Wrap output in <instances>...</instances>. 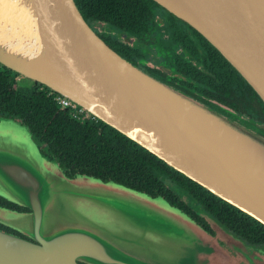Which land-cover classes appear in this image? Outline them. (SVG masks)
I'll return each instance as SVG.
<instances>
[{
	"label": "water",
	"instance_id": "water-1",
	"mask_svg": "<svg viewBox=\"0 0 264 264\" xmlns=\"http://www.w3.org/2000/svg\"><path fill=\"white\" fill-rule=\"evenodd\" d=\"M151 1L198 33L264 105V0ZM0 66L264 226V126L253 132L148 76L73 0H0ZM0 197L26 209L0 205L11 230L0 229V264H264L263 249L203 213L212 235L159 196L67 176L11 118H0Z\"/></svg>",
	"mask_w": 264,
	"mask_h": 264
},
{
	"label": "trees",
	"instance_id": "trees-1",
	"mask_svg": "<svg viewBox=\"0 0 264 264\" xmlns=\"http://www.w3.org/2000/svg\"><path fill=\"white\" fill-rule=\"evenodd\" d=\"M73 1L88 25L104 22L116 29L133 22L142 6V0ZM220 58L233 75L221 83L225 92L220 102L237 114L238 118L241 117L239 119L246 122L255 119L264 123V105L260 99L235 70ZM18 80V75L0 66V118H11L26 126L32 141L41 152L54 157L67 176L82 174L103 182H117L151 197L159 196L188 216L190 211L170 193L161 180L160 176L164 175L175 182L179 192H184L193 200L199 212L210 217L224 231L246 245L264 250V226L170 169L114 129L96 120L72 119L69 110L54 101L56 94L41 85L28 81L29 87L23 88L18 85ZM231 82L234 88L228 85ZM247 94L251 98V108L247 105ZM0 205L18 211L26 210L1 197ZM198 221L196 218L194 222ZM0 229L11 232L2 225Z\"/></svg>",
	"mask_w": 264,
	"mask_h": 264
},
{
	"label": "flooded vegetation",
	"instance_id": "flooded-vegetation-1",
	"mask_svg": "<svg viewBox=\"0 0 264 264\" xmlns=\"http://www.w3.org/2000/svg\"><path fill=\"white\" fill-rule=\"evenodd\" d=\"M141 5L139 14L128 26L116 29L104 22H93L89 26L114 52L148 76L180 90L223 116L233 120L241 118L220 102L225 92L221 83L233 75L219 54L198 33L158 5L145 0ZM228 85L234 88L233 82ZM251 104L247 94L250 108ZM241 124L253 130L264 126L255 119ZM160 178L170 193L190 211L188 216L194 221L198 218L197 223L203 224L212 234L193 200L175 189L176 184L171 179L164 175Z\"/></svg>",
	"mask_w": 264,
	"mask_h": 264
},
{
	"label": "built area",
	"instance_id": "built-area-1",
	"mask_svg": "<svg viewBox=\"0 0 264 264\" xmlns=\"http://www.w3.org/2000/svg\"><path fill=\"white\" fill-rule=\"evenodd\" d=\"M53 99L54 101H56L57 104L69 110V115L72 119L95 121V119L90 116L87 112H85L82 108L76 106L75 104H72L66 98L56 95L53 97Z\"/></svg>",
	"mask_w": 264,
	"mask_h": 264
},
{
	"label": "rangeland",
	"instance_id": "rangeland-1",
	"mask_svg": "<svg viewBox=\"0 0 264 264\" xmlns=\"http://www.w3.org/2000/svg\"><path fill=\"white\" fill-rule=\"evenodd\" d=\"M17 82H18V85H20V86L23 87V88H28V87H29V82H28L27 80H25V79H22L21 77H20V80H18ZM232 120H233V119H232ZM238 120L243 121V120H241V119H238ZM238 120H233V121L237 122L238 124L244 126L245 128H247V129H249V130H251V131H253V132H259L260 126H259V128H256V129L253 130V129H250V128L246 127L244 124H241V123H243V122L247 123L246 121H243V122L240 123V121H238ZM8 130H9V129H8ZM17 134H18V133H17ZM18 137L20 138V135H19V134H18ZM174 188L177 189L176 185L174 186ZM211 235H212V234H211ZM226 251H228V250H226ZM184 256H185V255H184Z\"/></svg>",
	"mask_w": 264,
	"mask_h": 264
},
{
	"label": "bare ground",
	"instance_id": "bare-ground-1",
	"mask_svg": "<svg viewBox=\"0 0 264 264\" xmlns=\"http://www.w3.org/2000/svg\"><path fill=\"white\" fill-rule=\"evenodd\" d=\"M2 21H3V24H7V23H9V21H8L7 19L2 20Z\"/></svg>",
	"mask_w": 264,
	"mask_h": 264
}]
</instances>
